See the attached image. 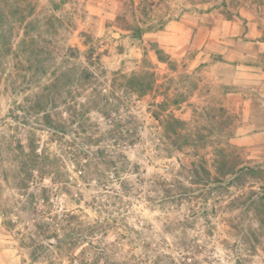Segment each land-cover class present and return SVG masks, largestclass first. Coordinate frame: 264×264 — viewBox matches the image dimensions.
Masks as SVG:
<instances>
[{
  "label": "rangeland",
  "instance_id": "1",
  "mask_svg": "<svg viewBox=\"0 0 264 264\" xmlns=\"http://www.w3.org/2000/svg\"><path fill=\"white\" fill-rule=\"evenodd\" d=\"M0 11V246L14 264H264V155L235 143L264 132V0ZM170 22L185 49L157 39Z\"/></svg>",
  "mask_w": 264,
  "mask_h": 264
},
{
  "label": "crops",
  "instance_id": "2",
  "mask_svg": "<svg viewBox=\"0 0 264 264\" xmlns=\"http://www.w3.org/2000/svg\"><path fill=\"white\" fill-rule=\"evenodd\" d=\"M165 31L156 35L157 39H162L161 35L169 34V39L166 44H172L177 50L186 48L190 45L189 30L186 27L179 25L178 22H170L169 26L165 27ZM226 65H229L226 64ZM235 143L245 148L250 159L259 158L264 155V132L259 134H248L241 138L235 139ZM16 259L15 251L12 248L0 246V264H14Z\"/></svg>",
  "mask_w": 264,
  "mask_h": 264
},
{
  "label": "trees",
  "instance_id": "3",
  "mask_svg": "<svg viewBox=\"0 0 264 264\" xmlns=\"http://www.w3.org/2000/svg\"><path fill=\"white\" fill-rule=\"evenodd\" d=\"M2 18H3V17H2V13H1V11H0V23L3 21Z\"/></svg>",
  "mask_w": 264,
  "mask_h": 264
}]
</instances>
